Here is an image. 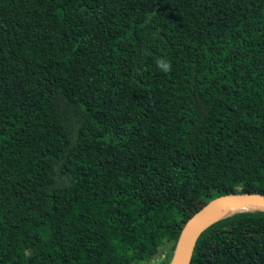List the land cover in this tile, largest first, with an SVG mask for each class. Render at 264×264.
<instances>
[{"label": "trees", "instance_id": "1", "mask_svg": "<svg viewBox=\"0 0 264 264\" xmlns=\"http://www.w3.org/2000/svg\"><path fill=\"white\" fill-rule=\"evenodd\" d=\"M239 193L264 195V0H0V264H169ZM189 264H264V212Z\"/></svg>", "mask_w": 264, "mask_h": 264}, {"label": "water", "instance_id": "2", "mask_svg": "<svg viewBox=\"0 0 264 264\" xmlns=\"http://www.w3.org/2000/svg\"><path fill=\"white\" fill-rule=\"evenodd\" d=\"M231 202H237L245 206L255 207L259 210L254 211L264 212V195L251 193L228 194L210 200L197 213L196 216L198 217V224L190 230H186L185 227V229L179 236L169 264H189L194 247L200 234L213 223L217 222L222 218L228 217L225 216L222 218H218L222 210L226 207V205Z\"/></svg>", "mask_w": 264, "mask_h": 264}, {"label": "bare ground", "instance_id": "3", "mask_svg": "<svg viewBox=\"0 0 264 264\" xmlns=\"http://www.w3.org/2000/svg\"><path fill=\"white\" fill-rule=\"evenodd\" d=\"M254 210H259V209L255 207L245 206L237 202H231L226 205V207L222 210L218 218H222L239 212H248ZM197 224H198V217L196 216L192 221H190L187 224L186 230H190L194 228Z\"/></svg>", "mask_w": 264, "mask_h": 264}, {"label": "rangeland", "instance_id": "4", "mask_svg": "<svg viewBox=\"0 0 264 264\" xmlns=\"http://www.w3.org/2000/svg\"><path fill=\"white\" fill-rule=\"evenodd\" d=\"M169 247L170 246L165 245L161 249V254H158V255L154 256L149 262H145V263H141V264H160L161 261H162V258H165L166 253H167Z\"/></svg>", "mask_w": 264, "mask_h": 264}, {"label": "clouds", "instance_id": "5", "mask_svg": "<svg viewBox=\"0 0 264 264\" xmlns=\"http://www.w3.org/2000/svg\"><path fill=\"white\" fill-rule=\"evenodd\" d=\"M156 64H157V67H158L161 71H163V72H165V73L171 71V62L168 61V60H166V59H163V58L158 59V60L156 61Z\"/></svg>", "mask_w": 264, "mask_h": 264}, {"label": "built area", "instance_id": "6", "mask_svg": "<svg viewBox=\"0 0 264 264\" xmlns=\"http://www.w3.org/2000/svg\"><path fill=\"white\" fill-rule=\"evenodd\" d=\"M164 258H162V260H163Z\"/></svg>", "mask_w": 264, "mask_h": 264}]
</instances>
